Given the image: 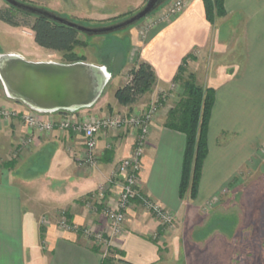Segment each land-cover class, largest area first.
I'll return each mask as SVG.
<instances>
[{"label": "crops", "instance_id": "0c3cea01", "mask_svg": "<svg viewBox=\"0 0 264 264\" xmlns=\"http://www.w3.org/2000/svg\"><path fill=\"white\" fill-rule=\"evenodd\" d=\"M224 7L225 16L212 23L204 0H189L176 17L155 23L143 36H129L122 57L111 50L96 62L86 59L110 65L112 77L95 105L70 113L79 119L116 116L144 110L165 96L142 159L139 191L172 213L176 228L163 227L140 199L127 210L125 229L113 236L107 256L82 231L61 228L65 212L81 229L111 232L106 210L118 207L120 195L114 175L131 155L137 131L100 134L99 162L90 168L80 163L86 151L82 133L60 128L39 132L15 116L0 120V264H190L182 257L183 242L189 234L192 238L195 224L204 227L200 224L208 217H201L202 206L238 183L240 172L264 144V0H224ZM13 53L31 61L64 62L62 53L57 57L47 49L34 56ZM187 58L188 68L203 76V85L216 90L209 154L196 200L180 197L186 135L165 126L167 100L179 85L174 80ZM141 61L154 67L156 84L135 104L120 105L115 92ZM3 108L31 109L8 97L0 80ZM66 113L44 114L59 120Z\"/></svg>", "mask_w": 264, "mask_h": 264}, {"label": "rangeland", "instance_id": "374dc122", "mask_svg": "<svg viewBox=\"0 0 264 264\" xmlns=\"http://www.w3.org/2000/svg\"><path fill=\"white\" fill-rule=\"evenodd\" d=\"M19 1L92 27L110 25L127 19L144 8L148 2V0ZM174 1L176 0H166L148 17L121 31L91 37L81 34L82 43L87 42L88 45L81 43L76 46V52L85 55L87 60L93 62H96L101 55L106 58L105 54L111 50L122 57L127 51V38L135 33L143 36L144 32H147L155 23L164 21L161 20V16L167 12ZM183 1H187L189 5V0ZM2 11L23 23L35 21L33 15L18 11L5 0H0V52L27 51L30 53L29 56L32 54L34 56L38 52L46 53V49L35 42L34 34L28 25H15L8 22L1 18ZM220 18L216 16L214 23ZM52 52L60 57L58 52ZM191 73L195 75L194 81L197 85L211 88L203 85L202 75H197L188 68L178 87L171 90L172 99L167 100L168 110L178 104L186 85L193 81L190 77ZM114 84L108 87V93ZM128 113L130 112H125L123 115ZM201 215L202 218L208 217L206 222L200 224L204 227L201 228L195 224L192 238L189 234L188 240L183 242L182 257L187 258L190 264H264V144L250 164L240 172L239 182L227 187L217 198L206 202L201 208ZM199 221L201 219H195V222ZM175 222L177 223V219ZM175 228L176 224L171 230Z\"/></svg>", "mask_w": 264, "mask_h": 264}, {"label": "trees", "instance_id": "16d2710c", "mask_svg": "<svg viewBox=\"0 0 264 264\" xmlns=\"http://www.w3.org/2000/svg\"><path fill=\"white\" fill-rule=\"evenodd\" d=\"M204 2L207 18L210 22L214 23L216 16H225L224 0H204ZM21 12L31 14L24 11ZM33 16L35 17L34 22L23 23L7 12H1V18L12 24L28 25L34 34L35 42L47 50L62 53L64 62L86 61V56L78 54L75 50L76 46L83 42L80 38L83 33L53 20L36 15ZM82 45H88V43H82ZM104 65H107L110 71H113L110 65ZM187 72L188 58L180 65L174 83L179 84ZM190 77L193 81L186 85L178 104L169 110L165 123L166 127L186 135L180 184V197L183 200L186 198L196 200L199 194L203 167L209 154V125L216 99L215 88H203L197 85L194 81L195 75L193 73H191ZM156 81L157 74L154 67L148 62L141 61L131 71L127 82L117 88L115 98L120 105L131 106L143 95L150 92ZM164 97L163 94L160 96L161 102H163ZM93 249L96 251L100 250L96 246Z\"/></svg>", "mask_w": 264, "mask_h": 264}, {"label": "water", "instance_id": "95a60500", "mask_svg": "<svg viewBox=\"0 0 264 264\" xmlns=\"http://www.w3.org/2000/svg\"><path fill=\"white\" fill-rule=\"evenodd\" d=\"M12 7L53 20L90 36L107 35L135 25L166 0H148L133 16L105 26H87L44 8L19 0H5ZM112 72L107 65L87 61H31L18 53H0V80L8 97L22 101L40 113L90 108L107 87Z\"/></svg>", "mask_w": 264, "mask_h": 264}, {"label": "built area", "instance_id": "2783aa9c", "mask_svg": "<svg viewBox=\"0 0 264 264\" xmlns=\"http://www.w3.org/2000/svg\"><path fill=\"white\" fill-rule=\"evenodd\" d=\"M187 6V1H174L167 12L161 16V20L167 21L176 17ZM161 104L160 99H157L144 110H136L126 115L121 114L116 116H85L79 119L73 114L66 113L59 120L47 119L44 113L32 109L24 112H19L14 109H0V120L21 116L28 127L39 132L60 128L82 133L85 137L86 151L81 157L80 163L90 168L96 167L99 162L97 148L100 134L105 131L122 128H130L137 131V137L131 155L122 160L118 171L114 175L120 186V195L118 207L115 209L108 208L106 210L111 232H95L91 228L81 229L67 218L65 212L62 213L59 222L60 227L63 229L77 232L82 231L86 237L94 241L102 249L104 256L109 254L113 236L119 235L124 231L127 210L136 199L141 200L142 205L158 219L163 227L168 229L175 227L176 217L165 210L159 203L142 196L139 191L140 173L143 166L142 159L149 142L151 127L159 113ZM154 237L157 238L158 235L155 234Z\"/></svg>", "mask_w": 264, "mask_h": 264}]
</instances>
